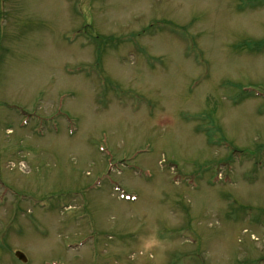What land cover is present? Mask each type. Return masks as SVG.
<instances>
[{
	"label": "rangeland",
	"instance_id": "obj_1",
	"mask_svg": "<svg viewBox=\"0 0 264 264\" xmlns=\"http://www.w3.org/2000/svg\"><path fill=\"white\" fill-rule=\"evenodd\" d=\"M262 258L264 0H0V264Z\"/></svg>",
	"mask_w": 264,
	"mask_h": 264
},
{
	"label": "water",
	"instance_id": "obj_2",
	"mask_svg": "<svg viewBox=\"0 0 264 264\" xmlns=\"http://www.w3.org/2000/svg\"><path fill=\"white\" fill-rule=\"evenodd\" d=\"M15 256H16L18 259H20L21 261H23V262L26 261L25 256H24L21 252H19V251H16V252H15Z\"/></svg>",
	"mask_w": 264,
	"mask_h": 264
},
{
	"label": "bare ground",
	"instance_id": "obj_3",
	"mask_svg": "<svg viewBox=\"0 0 264 264\" xmlns=\"http://www.w3.org/2000/svg\"><path fill=\"white\" fill-rule=\"evenodd\" d=\"M260 263H261V261H260V260L256 262V264H260Z\"/></svg>",
	"mask_w": 264,
	"mask_h": 264
}]
</instances>
